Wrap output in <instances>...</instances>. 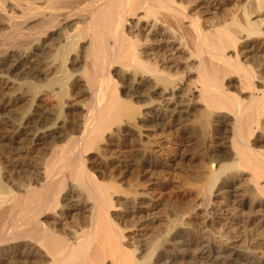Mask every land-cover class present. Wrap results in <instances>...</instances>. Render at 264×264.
Segmentation results:
<instances>
[{
  "label": "bare ground",
  "instance_id": "bare-ground-1",
  "mask_svg": "<svg viewBox=\"0 0 264 264\" xmlns=\"http://www.w3.org/2000/svg\"><path fill=\"white\" fill-rule=\"evenodd\" d=\"M185 1L0 0V29L15 31L0 46V154L14 166L27 154L25 141L36 154L24 180L12 173L5 181L0 169V264H174L180 258L191 229L178 219L158 235H126L155 233L156 221L142 207L144 192L91 173L90 153L110 140L142 143L160 132L180 141L199 137L220 153L199 176L208 221L252 209L249 200L264 206V155L250 145L264 131L257 89L263 80L242 63L262 34L264 0H245L257 13L246 11L243 24L235 19L210 31L189 13L200 0ZM235 84L240 95L230 90ZM85 97L89 105L81 104ZM19 105L26 110L13 118L10 110ZM223 137L230 142L219 149ZM38 146L50 152L42 157ZM242 178L246 191L235 184ZM225 194L230 209L213 203ZM129 214L142 216L130 226ZM238 222L264 225L252 214ZM210 238L200 243L208 264H264V253Z\"/></svg>",
  "mask_w": 264,
  "mask_h": 264
},
{
  "label": "rangeland",
  "instance_id": "rangeland-1",
  "mask_svg": "<svg viewBox=\"0 0 264 264\" xmlns=\"http://www.w3.org/2000/svg\"><path fill=\"white\" fill-rule=\"evenodd\" d=\"M189 2H193V0L185 1L188 5L190 4ZM244 2L245 0H200L197 5H194L195 7L193 6L189 9V13L192 17L199 18L203 29L210 31L215 27L222 26L223 24H227L235 19L236 21L238 20L237 22L240 24H243L245 14L253 16L257 13L256 4L251 3L253 1L248 4L245 3L247 5H245ZM249 5L250 7H248ZM253 6L255 9L252 8ZM246 11H249V13L247 14ZM260 19L261 22L259 24V28L260 33L262 34H260L261 36L257 35L255 38L253 37L252 41L255 43V49L242 58V63L248 67L250 65V68L254 70L256 77L263 80V83H258L257 89L259 90V93L263 95L264 101V70H262L264 63V50L259 52L260 49H264V16ZM35 30V33L33 30H31L30 33L33 32L34 34H37L40 32L39 29ZM23 31H25V33L29 32L26 30ZM14 32V30L0 29V46L3 45V43H10L13 39ZM41 82L45 83V81ZM119 88L120 94L123 91V88L121 86ZM230 90L232 93L240 95L242 88L238 84H235L230 87ZM81 100L79 101L81 104H90L89 97L81 98ZM45 101V105L49 104V107L50 105H53L50 99H46ZM25 110L26 108L24 106L19 105L12 107L10 111H12V117L17 118L18 115H21V112L24 113ZM262 121L264 130V108ZM13 122V129H15L17 128L19 121L13 120ZM262 133L264 134V131ZM263 134H261L262 137H256L257 139L254 138L250 145L256 153L264 155ZM149 139L143 138V142H145V144L143 142H139L138 139L134 137L115 139L113 141L110 140L105 143L102 142L99 146L101 151L98 153L92 152L90 153L91 156H89L90 161L88 163V167L91 169V173H93L100 181L104 183L115 182L116 185L118 187L121 186V189L123 190L131 189L138 192L142 191L141 193L144 192L147 196V199L143 201L144 205L142 207L146 208L145 211L147 210L149 213V218H153V220L156 221L152 227L155 230V233H153V231H149L150 233L148 231L133 232L132 230L126 233L129 238L133 236L136 237V234L141 235L148 233L149 236H152L151 234L158 235L160 233V229L167 221L178 219V221L183 225L186 224V227L188 225V228L191 230L188 232L187 236L189 244L182 247V250H180L182 254L179 253V263L177 260L174 264H208L207 259L202 256L200 249V243L208 237H211L210 239L218 237V239L228 242L230 241L238 246H243V248L247 250L264 253V225L262 228L253 226L247 227L245 224L238 222L239 219H244L245 217L247 218L249 214H252V216L255 215V219L257 220L264 219L263 205L254 204L252 200H249V202L253 204L252 209L244 208L241 214L238 213L237 216L235 214V217L233 215L234 218L232 217L224 221L219 220L216 221L217 223L208 221L205 212L203 211L204 207L200 206L202 203V195L200 192L202 183L200 177L202 176L203 169L205 166L210 165L212 161L215 160L217 155H220V153L216 154L213 150L208 149L207 145L203 144L199 137L185 138L180 141L175 138V135L160 132ZM228 142L230 141L229 139H226V137H223L222 140L220 139L218 142L219 149L224 148ZM22 147L23 152H27V154L24 156L22 155V158H19L21 161L17 160L18 162H16L14 166L9 163L11 160L7 156L0 154V169H2V171H6L4 172L5 176H2L3 180L6 181V179L10 177L8 175H11L12 173L13 174L11 176H14L16 181L19 179L24 180V178L26 179L27 176H29L27 175L28 172H25V170L29 166L28 164L36 161V158L33 157L36 154L31 152L27 141H25ZM37 148L39 149L38 154H42V157L50 152L49 146H38ZM123 157H125V159ZM130 157L133 159H130ZM122 160L132 161L130 163H133L134 160L136 166L132 168H125L126 163H122ZM119 165L121 166L120 168ZM3 166H5V168ZM6 166L8 167V170ZM245 180V178H242L235 182L238 190L246 191L248 188V182ZM226 197L227 195L225 194L218 198H214L213 203L230 209L232 208L233 203H231L230 200L226 201ZM119 204L121 207H125L122 202ZM138 215L135 216L129 214L125 218V221H129H127V225L134 226L137 219L142 216V214ZM183 253L185 254L183 255Z\"/></svg>",
  "mask_w": 264,
  "mask_h": 264
}]
</instances>
